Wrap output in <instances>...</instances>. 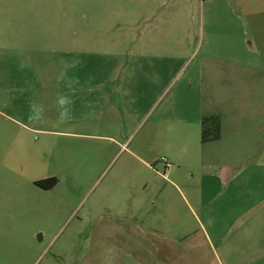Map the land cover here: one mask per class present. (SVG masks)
Masks as SVG:
<instances>
[{
	"label": "rangeland",
	"instance_id": "374dc122",
	"mask_svg": "<svg viewBox=\"0 0 264 264\" xmlns=\"http://www.w3.org/2000/svg\"><path fill=\"white\" fill-rule=\"evenodd\" d=\"M209 5L205 0H0V264H77L88 230L85 212L91 201L101 203L107 181L116 178L124 192L135 167L148 181L165 172L161 159L172 150L167 141L181 135L171 124L178 107L188 119L186 138L193 139L180 153L183 162L199 153L203 161L210 152V164L262 170L258 143L232 148L204 143L201 128L192 125L200 95L208 104L223 93L264 91L262 76L259 83H242L223 82L220 74L212 87L195 74L204 50L202 13ZM138 28L154 29L149 42L142 36L140 48L133 44ZM251 101L250 113L235 116L257 136L263 116ZM105 135L127 141L128 149L150 161L151 170L129 152L116 154ZM106 145L111 149L100 155ZM246 155L251 159L239 163ZM44 174L58 179L55 188L33 183ZM156 188L147 190L145 202L163 201Z\"/></svg>",
	"mask_w": 264,
	"mask_h": 264
},
{
	"label": "crops",
	"instance_id": "0c3cea01",
	"mask_svg": "<svg viewBox=\"0 0 264 264\" xmlns=\"http://www.w3.org/2000/svg\"><path fill=\"white\" fill-rule=\"evenodd\" d=\"M206 1L210 10L202 13L206 25L201 35L204 50L196 62L195 74L212 87L220 74L225 77L223 82L253 79L259 83L261 76L264 79V0H220L222 4ZM153 31L134 30L138 33L133 38L136 48L141 47L142 36L149 42ZM250 93L215 95L207 99L208 104L200 95L192 125L201 128L204 116H218L221 134L212 143L231 148L236 143L247 147L258 143L262 170H245L246 166L239 169L238 165L219 163L216 157L217 162L210 164L208 160L214 156L210 152L203 161L198 152V158L192 156L183 162L180 153L193 139L186 138L188 119L181 118L184 109L172 110L171 124L181 128V135L167 141L172 150L166 156L168 161L161 159L165 172L154 174L156 178L148 181L135 167L130 189L124 192L116 178L112 184L107 181L100 191L101 203L91 201L85 212L88 230L77 264H264V91ZM251 100L263 116L258 119L257 136H252L248 123L241 124L240 117L235 116L250 113L247 108ZM104 137L106 144L116 148V154L129 152L137 163L151 170L150 161L128 149L127 141ZM109 146L100 148V155L111 149ZM250 159L246 155L239 163L246 164ZM174 167L180 170H172ZM197 174H201L199 180ZM185 175L191 180L186 181ZM49 177L55 176L44 174L32 181ZM57 184L58 179L49 189ZM152 185L163 197L159 204L144 201Z\"/></svg>",
	"mask_w": 264,
	"mask_h": 264
},
{
	"label": "trees",
	"instance_id": "16d2710c",
	"mask_svg": "<svg viewBox=\"0 0 264 264\" xmlns=\"http://www.w3.org/2000/svg\"><path fill=\"white\" fill-rule=\"evenodd\" d=\"M206 1V0H205ZM220 137V120L216 115L204 116L201 119V142H210L218 140ZM57 179L55 177H49L44 180H37L34 184L43 189H49L55 185Z\"/></svg>",
	"mask_w": 264,
	"mask_h": 264
},
{
	"label": "built area",
	"instance_id": "2783aa9c",
	"mask_svg": "<svg viewBox=\"0 0 264 264\" xmlns=\"http://www.w3.org/2000/svg\"><path fill=\"white\" fill-rule=\"evenodd\" d=\"M163 161H165V158H163Z\"/></svg>",
	"mask_w": 264,
	"mask_h": 264
}]
</instances>
